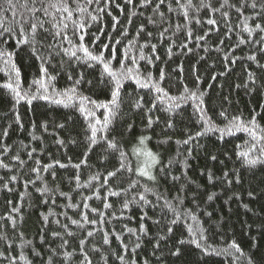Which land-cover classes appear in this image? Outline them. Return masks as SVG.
Instances as JSON below:
<instances>
[{
  "label": "trees",
  "instance_id": "16d2710c",
  "mask_svg": "<svg viewBox=\"0 0 264 264\" xmlns=\"http://www.w3.org/2000/svg\"><path fill=\"white\" fill-rule=\"evenodd\" d=\"M11 2L10 10L8 0H0V31L14 29L0 36V50L12 53L7 63L0 57V85L16 79L14 63L21 88L39 94L33 81L42 79L43 63L54 77L44 79L49 95L62 99L55 93L73 86L76 95L68 106L40 99L15 104L12 92L0 87V264H264V157L248 165L240 155L259 157L264 139L235 127L231 134L215 130L233 117L245 125L255 117L257 135L264 138V31L255 28L264 27L262 0H255V9L253 0H191V6L187 0H71L73 8L79 2L88 9L65 21L71 43L55 36L60 13L28 11L39 9L41 0ZM28 18L44 21L48 30H38L35 41L27 23L20 34ZM73 20L86 26L77 30ZM245 21L251 32L244 30ZM81 34L88 51L103 52L113 71L132 70L120 77L118 106L107 127L96 126L91 147L89 125L102 121L106 110L85 101L95 111V118L85 119L80 97L108 102L113 82L100 62L79 49ZM25 36L29 43L18 44ZM154 83L167 96L159 98L163 93ZM185 87L203 93L201 107L213 127L199 137L195 133L205 125L198 122L197 101L169 99ZM189 135L194 139L184 144ZM141 136L148 137L142 147L158 160L150 169L155 180L136 171L133 150L141 147ZM110 141L119 150L109 148ZM189 227L202 233L201 248L188 242ZM233 241L239 251L230 248ZM177 248L180 254L171 255Z\"/></svg>",
  "mask_w": 264,
  "mask_h": 264
},
{
  "label": "snow or ice",
  "instance_id": "6c2138e0",
  "mask_svg": "<svg viewBox=\"0 0 264 264\" xmlns=\"http://www.w3.org/2000/svg\"><path fill=\"white\" fill-rule=\"evenodd\" d=\"M88 3H91L92 0H87ZM97 2H99V0H97ZM131 2V0H129V3ZM142 2H147V0H142ZM225 2H227V0H225ZM33 5L36 4V0H32ZM187 4L188 6H191V0H187ZM180 7H185V5H180ZM201 7H207V5H204L203 3L201 4ZM223 7V5H222ZM251 8L255 9L257 7V4L255 2V0H253V2L250 5ZM261 13H259L258 15H264V0H262L261 4ZM8 8L14 9L15 5L12 4L11 0H8ZM50 10H54L56 13H60L61 14V19L59 20L58 24H54L53 27L54 28H59L60 30L55 32V36H61L62 39L67 40L69 43H71V39L69 38V36L66 33V29L68 27L67 23L65 21L67 20H72L73 14L78 12V13H85L88 11L87 7H82L81 4L79 2L76 3V7L73 8L72 7V3L71 0H48L47 3H43V0H41V7L38 9L35 6H33L32 8L28 9L29 12L35 14L39 11H42L44 13L45 16H52V11ZM0 11H3V9H0ZM99 11V9H98ZM213 11H219L218 9H213ZM237 11H239V9H237ZM66 14V15H64ZM223 15L227 16V13H224ZM185 16L187 18V13H185ZM93 20L96 19L95 16L91 17ZM73 24L75 26H77V30L83 29L86 25L84 23H78L77 21L73 20L72 21ZM197 23H199V20L196 21ZM3 21L0 20V26H2ZM23 23H27L29 25L28 31L32 34V40L35 41L36 36H37V32L38 30H44L45 32H47L48 30L45 29L44 27V21L39 20V19H35V18H28L24 21L21 22V30H20V34L21 35H25L24 32V28H23ZM208 23L211 24H215L216 22L214 20L209 19ZM255 28L260 29L261 31H264V27H262L261 24L257 23L255 25ZM244 30L251 32L252 29H250L247 25V22L245 21L244 24ZM12 31H14V29L12 28H3L2 31H0V36H3L6 33H11ZM163 35V34H161ZM198 39H203V37H200ZM79 49L82 50L86 56L90 57L91 60L93 61H98L103 65V71L104 73H107L109 77L112 78V82H113V87L111 90V100H109L108 102H97L94 100H91L89 97H80V108L79 111L81 113H87L85 115V119H89L91 118H95V111H90L87 110L85 107V101H87L88 105L93 106L96 109H105V115L103 120L101 121L100 119L96 118L94 123H90V130H91V136L89 137L90 139V144L89 147H91V145L96 144L97 142V125H103L104 127H107L108 124L110 123V116L112 114V108L114 106H118L117 104V100L118 97L120 96V90L122 87V84L120 82V77L121 76H130L132 70L131 69H127L126 73L125 72H120L117 73L116 71H113L110 68V63L105 61L104 58V54L103 52H101L99 55H92L88 49L84 46V35H80L79 36ZM29 43V40L27 38V36H25V39H21L18 40V44H27ZM119 43V41L117 42ZM240 43H244L243 40L240 41ZM105 47H108V45H105ZM153 48H155V46H152ZM63 51L65 53L69 52V49L65 48L63 49ZM32 53L33 55H36V49L33 48L32 49ZM71 55L73 57L76 56L75 52H71ZM12 56V53H7L3 50H0V57L5 59V62L7 63L10 58ZM250 60L254 59L255 57L253 56H249L248 57ZM37 59H40V57L37 55ZM121 65L123 67V61H121ZM11 70L15 72V77L16 79L14 81H12L11 79L9 80V82L4 83L3 85H0V87H3L5 89H8L12 92L13 96H14V102L15 104H19L21 101H25L27 104H32V102L34 100L40 99V100H45V101H50L52 103H56V104H63L65 106H68L71 101L75 98L76 95V87L73 86V88L65 90L63 92H56L55 96L58 97H63L62 99H55L52 95H49V89L48 87L45 85L44 83V79H54V77H49L48 73H47V69L43 66V63L41 64L40 67V73L42 76V79H38V80H34L33 81V85H39V89H38V93H33L31 91L28 90H24L21 88L20 85V70L16 67V65L14 63L11 64ZM164 78V72L163 70H161V74H160V79L162 80ZM251 78V77H250ZM69 79H71V77H69ZM148 80H151V74H148L147 77ZM81 83V80H76L75 81V85H79ZM89 83H91L89 81ZM137 83H140V80L137 79ZM142 87L148 88L149 84L148 83H144L142 84ZM151 87H153L155 89V91L160 94L163 93V96L159 97V98H163L164 96H167V93L164 92V89L162 87H160L159 83H154L151 85ZM203 93H197L196 91H192L190 89H188L187 87L184 88V93L180 96V97H169L170 100L173 101H183V100H187L189 98H191L194 101H197V105L195 108L196 113L199 114V120L198 122H201L205 125V128L202 131H197L195 133V137H199L202 136L204 134H206V132L208 131H212L213 127L210 126L211 125V121L206 118L205 116V110L201 107V105L203 104ZM137 106L139 105V102L137 104ZM173 108H178L179 107V103H176L174 105H172ZM221 116H225L224 112L220 113ZM17 121H19V116H17ZM153 124V120L152 118L149 116L148 118V127H151ZM167 127L171 128L173 127V123L171 120L168 121ZM59 127H63V125H60ZM235 127L237 131L239 130H243L245 132H249L250 135L253 137L254 140L257 139H264L261 137H258L257 132L255 130L256 125H255V117H253V119L247 124L245 125L242 121L240 117H233L232 121L230 122L229 126H226L225 128L222 129H215L216 131H220V132H225L227 134H231L232 133V128ZM5 135H7V132L5 131ZM148 137L146 136H141L139 138V144L141 146L144 145L145 140H147ZM194 137L192 135H189L188 138L186 140L183 141L184 144H188L191 140H193ZM108 147L113 149V150H119V146L115 141H110L108 142ZM253 147H255V145H253ZM134 154H136L137 156H145L146 158H148L144 164H142L141 166H139L136 171L142 175V176H147L150 180H155L156 177L150 174V169L153 165H155L158 160L155 154H153L150 151H147L143 148H137L134 149ZM241 156H243L244 162L248 165H255L258 162H260L261 157H264V148L260 149V156L259 157H255V158H250L249 157V153L248 152H242L240 153ZM121 157H124V153L121 152ZM216 157L213 156L212 159H215ZM48 167V166H45ZM77 167H79V165H77ZM121 168L125 167V164L123 162H121L120 165ZM35 171V169H34ZM162 172L165 171V169H161ZM116 173L115 172H109L108 176L109 177H113L115 176ZM227 175V173L225 174ZM211 174H209V179H211ZM13 179H15V177H13ZM175 179V178H174ZM105 182L107 183V179L105 180ZM110 195H118V193L115 192H111ZM249 195H251V193H249ZM209 199H212L211 196L208 197ZM141 199L143 200L144 198L141 197ZM146 202V201H145ZM106 208L109 207L110 205H108L107 203L104 205ZM85 207H87V205H85ZM124 207H127V204L124 205ZM13 211H16V209H13ZM93 211H95V209H93ZM193 219H195V217H193ZM85 220H87V217H85ZM73 224L78 223L76 220H72L71 221ZM91 223H95V221H90ZM177 221L173 220L172 223L175 224ZM142 232L144 231L143 225H141V229ZM129 231H133L131 229H129ZM173 229L171 227L168 228V232H172ZM189 233H190V239H189V243L194 244L196 246V248H201V243L200 241L203 239V235L202 233H198L196 231L193 230V228L189 227L188 229ZM53 235H56L55 233ZM89 236L92 235L91 232L88 233ZM117 239H119V237H117ZM163 239V238H161ZM105 243H108V239L107 237H105L104 239ZM66 243V241H65ZM81 243L83 244V241H81ZM181 245L185 243L184 240H181L179 242ZM158 246V245H157ZM136 247H139V244L136 245ZM230 248L232 249H236L237 251H239V246L233 241L232 244L230 245ZM227 251V250H225ZM34 254H38V253H34ZM180 254V249L177 248L176 251H173L171 253V255L173 256H178ZM219 254V253H218ZM20 259H24L23 254H21ZM119 259L121 261L124 260L123 256H120Z\"/></svg>",
  "mask_w": 264,
  "mask_h": 264
},
{
  "label": "rangeland",
  "instance_id": "374dc122",
  "mask_svg": "<svg viewBox=\"0 0 264 264\" xmlns=\"http://www.w3.org/2000/svg\"><path fill=\"white\" fill-rule=\"evenodd\" d=\"M140 148H143L142 146L140 147ZM144 149V148H143ZM135 156H136V158H137V163H138V165L139 166H141L142 164H144L145 163V161L148 159V158H146L145 156H137L136 154H135ZM150 171V170H149Z\"/></svg>",
  "mask_w": 264,
  "mask_h": 264
}]
</instances>
